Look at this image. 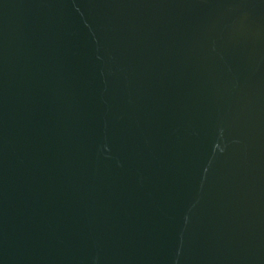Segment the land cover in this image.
<instances>
[{
  "label": "water",
  "instance_id": "water-1",
  "mask_svg": "<svg viewBox=\"0 0 264 264\" xmlns=\"http://www.w3.org/2000/svg\"><path fill=\"white\" fill-rule=\"evenodd\" d=\"M0 264H264V0H0Z\"/></svg>",
  "mask_w": 264,
  "mask_h": 264
}]
</instances>
